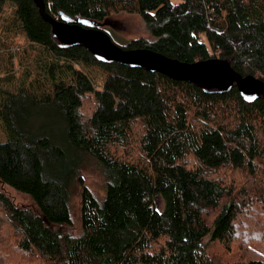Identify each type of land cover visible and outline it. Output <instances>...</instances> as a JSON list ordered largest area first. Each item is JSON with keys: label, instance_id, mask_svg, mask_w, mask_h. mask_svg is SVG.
Returning a JSON list of instances; mask_svg holds the SVG:
<instances>
[{"label": "trees", "instance_id": "obj_1", "mask_svg": "<svg viewBox=\"0 0 264 264\" xmlns=\"http://www.w3.org/2000/svg\"><path fill=\"white\" fill-rule=\"evenodd\" d=\"M8 1L28 42L47 51L53 63L67 65L75 81L70 92L55 84L41 97L23 88L0 92L7 134L0 143V188L29 197L35 206L16 205L0 190L17 253L41 264H264V256L248 244L256 238L245 223L260 206L258 242L264 245V101L245 102L236 86L210 90L99 62L82 46L60 45L32 0ZM43 3L58 21L64 15L101 25L112 14H137L154 40L119 46L109 36L122 49H147L189 65L229 61L237 74L264 83V0ZM72 64L106 74L104 92L96 93L98 112L88 125L81 124L78 109L82 93L93 87ZM132 140L139 157H120L118 149H129ZM86 160L104 180L101 200L83 180ZM238 172H245L246 182L224 184L225 175ZM75 192L77 237L64 232L72 226ZM10 242L0 238V264H24V258L6 254ZM235 242L248 256L220 259L215 248L227 253Z\"/></svg>", "mask_w": 264, "mask_h": 264}, {"label": "rangeland", "instance_id": "obj_2", "mask_svg": "<svg viewBox=\"0 0 264 264\" xmlns=\"http://www.w3.org/2000/svg\"><path fill=\"white\" fill-rule=\"evenodd\" d=\"M178 1V0H177ZM14 6L8 0H0V92L16 93L19 88H23L30 93L37 95L38 97L49 94L54 85L65 86L64 91L70 92L75 89V81L72 73L68 71L67 65L62 61L53 63L56 60L53 59L50 54L42 47L31 44L25 38L19 24L15 21ZM108 20L117 22V28L111 36L115 43L119 46H125L127 42L141 38L142 40L151 42L154 38L150 35L146 28L145 23L141 17L132 13H119L112 14ZM54 66L53 74L54 78H51L50 69ZM72 67L86 76L90 81L93 92H83L81 96V106L78 109V116L82 125H88L92 123L98 112L99 96L96 93H103L106 84V74L95 66H88L86 64H72ZM1 94V93H0ZM106 94V93H104ZM105 107H109L110 100L106 96L103 99ZM133 136L132 139H135ZM7 140V134L5 128L0 120V143ZM136 140V139H135ZM132 140L133 146L129 149H118V155L123 158H136L139 157V151ZM116 151V150H115ZM85 166L82 169V177L86 186L99 200L104 194V180L97 169V166L93 161L86 160ZM245 172L231 173L225 175L223 182L227 184L234 180L236 184H243L246 182ZM0 190L6 194L16 205L29 210H35V206L29 197L20 194L9 187H2ZM73 212H72V226L64 228V232L77 237L80 235L81 225L79 219V200L77 192L74 193L72 199ZM262 208L256 207L254 216L251 218L243 217V221L246 220L248 230L252 234V238L256 240L249 242L250 247L255 248L258 255L264 256V245L261 244V239L258 238L261 233L258 231V222L261 221ZM239 237H243V234L238 228ZM16 232L12 229L5 214H3L0 208V238H10V245L6 249V254L14 258H24L22 261L24 264H41L35 256H20L16 251V246L13 244V238ZM2 243V242H1ZM2 248V247H1ZM219 246L215 248V251L219 254L222 260H235L241 257L248 256L246 249L243 246L235 242L231 251L225 253Z\"/></svg>", "mask_w": 264, "mask_h": 264}, {"label": "water", "instance_id": "obj_3", "mask_svg": "<svg viewBox=\"0 0 264 264\" xmlns=\"http://www.w3.org/2000/svg\"><path fill=\"white\" fill-rule=\"evenodd\" d=\"M32 1L38 8L41 18L50 24L52 36L60 45L82 46L99 62L145 69L148 72L160 73L171 80L185 81L210 90L228 91L236 86L245 102L250 103L257 99L264 101V83L255 77H242L237 74L229 61L209 60L189 65L147 49L124 50L114 44L105 31L99 29L104 27L107 21L101 25H94L91 21L73 20L64 15L58 21L46 13L43 0Z\"/></svg>", "mask_w": 264, "mask_h": 264}, {"label": "flooded vegetation", "instance_id": "obj_4", "mask_svg": "<svg viewBox=\"0 0 264 264\" xmlns=\"http://www.w3.org/2000/svg\"><path fill=\"white\" fill-rule=\"evenodd\" d=\"M116 25H117V22H112V21H110V20H107L106 25H105L102 29H103V31H105L110 37H112L111 34H112V31L114 32V31L116 30V28H117ZM112 39H113V37H112Z\"/></svg>", "mask_w": 264, "mask_h": 264}]
</instances>
